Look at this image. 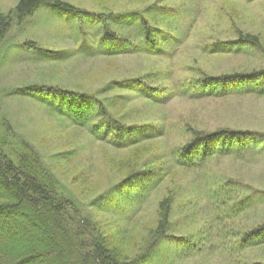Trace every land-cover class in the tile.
Here are the masks:
<instances>
[{
  "label": "rangeland",
  "instance_id": "obj_1",
  "mask_svg": "<svg viewBox=\"0 0 264 264\" xmlns=\"http://www.w3.org/2000/svg\"><path fill=\"white\" fill-rule=\"evenodd\" d=\"M18 1L0 0V15L9 14ZM65 1L95 13L150 9L152 17L163 19V24L176 30L159 27L164 33L157 32L153 43L158 52L141 45L133 53L113 57L97 49V25H86L84 32L80 21L66 20L47 5L22 25L13 18L12 29L0 41L3 148L11 151L17 140L32 145L55 177L85 204L124 179L134 163L156 159L151 167V191L133 221H123L101 208H85L86 213L94 212L103 230L112 232L123 254L131 258L145 249L147 242H143L158 218V202L173 190L177 202L171 233H190L207 242L195 251H188L184 243H160L148 260L137 264H264V244L231 253L238 232L263 223L264 203L217 223L211 217L215 215L214 201L207 193L210 186L226 180L264 192V149L220 154L188 168L175 166V152L193 137L192 131L231 128L264 135L263 87L253 93L205 97L195 88L208 77L264 71V0ZM241 33L258 35L261 47L234 44L233 51L213 48L237 43ZM28 42L39 50H31ZM36 83L83 89L108 106L123 125L134 126H127L131 135L153 139H141L143 144L135 151L115 150L101 141L110 138L107 132L96 138L87 129L69 125L50 113L38 98L16 92ZM254 83L264 85V77ZM108 85L110 90L106 91ZM148 88L158 89L156 100H148ZM56 153H61L60 160L53 158ZM120 189L125 191L124 186ZM100 203L106 204L103 200ZM18 227L22 228L23 222Z\"/></svg>",
  "mask_w": 264,
  "mask_h": 264
},
{
  "label": "trees",
  "instance_id": "obj_2",
  "mask_svg": "<svg viewBox=\"0 0 264 264\" xmlns=\"http://www.w3.org/2000/svg\"><path fill=\"white\" fill-rule=\"evenodd\" d=\"M44 5L66 20L80 21L84 32L86 25H97L100 32L97 49L105 56L130 54L141 45L147 51L158 52L157 47H154L155 36L157 32L164 33L159 29L160 26L169 27L163 24V19L152 17L150 9L142 13H95L65 0H19L9 14L0 15V41L12 29L14 20L16 24L22 25ZM159 38L162 39L161 36ZM232 44L221 43L213 48L233 51L234 44L244 48H260L261 40L258 35L241 33L237 43ZM27 46L35 52L39 50L33 42H28ZM263 77L264 71L208 77L196 83L195 88L203 97L221 93H253L264 88L262 83H254ZM118 84L123 87L125 83ZM107 90H110V85ZM146 91L145 95L150 98L148 100H156L160 94L158 89L148 88ZM16 92L21 96L38 98L50 113L69 125L87 129L96 138H101L102 133L107 132L110 138L101 141L109 143L115 150L134 148L135 151L136 147L143 144L141 139H153L131 135L130 128L134 126L123 125L108 106L83 89L36 83L19 88ZM192 132L193 137L175 152L176 167L204 164L212 156L220 154L264 149V135L252 131L221 128ZM14 144L17 147H12L10 151L9 147L4 149L0 143V264H137L148 260L154 249L167 241L184 243L188 251L204 248L207 241L201 237H194L190 233H171L174 227L172 212L177 202V194L173 190H169L158 202L156 224L143 242H147V246L131 258L119 249L112 232L101 228L94 212L86 213L85 208L105 210L117 214L123 221H133L144 198L151 191L153 181L150 177L154 176L151 167L156 159L148 161L144 158L143 162L139 160L136 165L134 163L133 169L124 179L110 186L95 201L85 204L55 177L44 157L32 145L19 140ZM53 156L60 160L61 153ZM120 186H124L125 191ZM207 193L214 201L215 215L211 217L217 223L226 218L238 217L255 205L264 203V192L236 180L210 186ZM114 194L120 197L116 198ZM101 200L106 204H101ZM13 215L17 218H13ZM21 222L23 227L19 228ZM236 236L232 254L263 245L264 221L248 231L238 232Z\"/></svg>",
  "mask_w": 264,
  "mask_h": 264
}]
</instances>
